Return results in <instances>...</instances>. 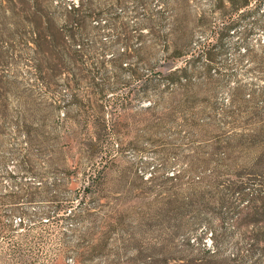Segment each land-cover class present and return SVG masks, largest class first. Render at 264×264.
Returning a JSON list of instances; mask_svg holds the SVG:
<instances>
[{
    "label": "rangeland",
    "instance_id": "obj_1",
    "mask_svg": "<svg viewBox=\"0 0 264 264\" xmlns=\"http://www.w3.org/2000/svg\"><path fill=\"white\" fill-rule=\"evenodd\" d=\"M210 1L189 0L190 13L185 0H146L145 8L163 11L167 30L174 21L188 27L196 44L206 33L196 19L211 14ZM79 3L0 0V196L35 194L18 203L26 216L0 206L2 220H25L38 264H264V225L222 223L210 208L223 197L237 201L231 187L241 182L250 183V198L264 186V2L226 37L220 76L205 79V61L191 62L188 96L162 81L146 90L147 80L189 58L167 63L147 30L127 61L113 60L122 44L106 57L105 93L89 66L51 70L47 47L38 52L34 43L32 14L60 27ZM136 10L132 0L119 8L132 25ZM87 123L108 124L97 130L104 148L86 147ZM23 160L31 172L21 170ZM7 248L0 245V264Z\"/></svg>",
    "mask_w": 264,
    "mask_h": 264
},
{
    "label": "trees",
    "instance_id": "obj_2",
    "mask_svg": "<svg viewBox=\"0 0 264 264\" xmlns=\"http://www.w3.org/2000/svg\"><path fill=\"white\" fill-rule=\"evenodd\" d=\"M79 1V4L66 8L64 17H62L64 24L60 27L57 26L58 21L53 16L42 17L36 12L32 14L34 24L37 26L34 32V43L38 52L47 47V60L51 70L72 74L74 71H85L89 66V73L93 74L94 79L99 78V84H101H98V87L100 86V91L105 93L109 91L107 79L103 77L105 75L103 74L104 66L107 64L106 57L111 53L114 46L122 44L126 50L113 60L119 64L127 61L132 56L131 43L137 40L143 45L146 37L144 30H147L151 40L159 42L158 44L163 47L167 63H175L182 57L189 58L186 59L184 66L173 67L167 74L159 72L161 79L156 82L147 80L146 90L149 91L154 86L160 87L159 82L162 81L165 87H169V90L173 92L182 90L187 96L191 92L190 90L195 89L196 86L194 81L196 72L192 71L191 62L205 61L204 69L207 75L205 79L211 81L214 76H220L221 67L217 63V57L219 53H222L226 37L231 36L234 31V33H238L237 28L243 20L264 2V0H211V14L203 13L197 17L195 23L206 33H204L203 38L197 40L196 44H193V36L188 32V27L176 26L177 22L174 21L171 28L165 29L164 12L146 9V0H132L137 8L134 12L135 20L133 21L136 27L131 24L128 17L121 14L123 10L119 12V8L124 6L127 0H110V5L105 8L101 4L98 5L94 0ZM185 1L184 8L190 13L187 7L189 0ZM141 7L145 9L144 14L138 16V10ZM89 30L95 34L91 36ZM248 33L249 30L248 32L240 31L239 34L243 41L246 40L244 35ZM192 45H195L194 48ZM248 54L251 55L252 52L249 51ZM133 71V76H137V72ZM72 85L68 84L67 87H72ZM185 102L188 101L185 100ZM99 125L103 127V130L108 127L106 123L86 124V147L98 148L101 146L104 148L103 142L98 137L100 134L97 133V130H100L99 133L102 130ZM92 128H95L97 136L93 134ZM2 164L4 165L5 161H2ZM26 164L24 160L20 163V168H26L21 170L31 172L32 170ZM12 176L10 174L8 177ZM249 184V182H241L240 186L231 187L234 194H239L237 201H230L223 197L221 201L217 202V207L210 206L213 209H210L211 213L212 211L218 213V221L224 223L229 219L237 226L264 225V186L258 185L261 187L250 198V194L245 193ZM34 199L35 194L30 193L28 188L24 194L12 192L0 196V206L9 205L12 208V213L19 212L26 216L25 212H20L18 203L21 200L32 202ZM207 206L209 204H205V207ZM195 208L208 211L201 207ZM1 220L0 215V245H6L9 254L6 264H38L35 251L39 243L34 242V238L30 236L31 228L26 226L25 220L20 219L18 224ZM22 229L24 231H21ZM211 233L214 238V231ZM37 238L38 240L41 239L40 237ZM253 243L251 248H254L259 242L254 241ZM3 260L1 259V261Z\"/></svg>",
    "mask_w": 264,
    "mask_h": 264
}]
</instances>
